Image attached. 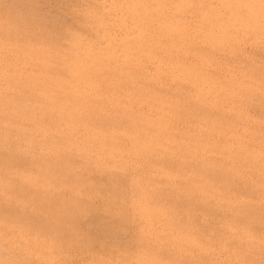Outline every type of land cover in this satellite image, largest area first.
Returning <instances> with one entry per match:
<instances>
[{
  "label": "clouds",
  "instance_id": "9594fccd",
  "mask_svg": "<svg viewBox=\"0 0 264 264\" xmlns=\"http://www.w3.org/2000/svg\"><path fill=\"white\" fill-rule=\"evenodd\" d=\"M163 9L183 10L193 18L161 22L172 39L170 46H160L164 55L152 50L145 53L138 46L121 47L123 41L113 29L124 26L129 12L135 14V25L137 17ZM84 29L95 38H87ZM194 43H219L225 58L247 55V48L264 47V0H182L173 5L96 0L85 6H79L77 0L62 22L59 36L43 46L42 58L9 61L5 57L0 61V92L17 91L27 97L10 111L16 122L0 128V151L10 157L0 162V204H13L37 229L60 230L74 245H80L83 235L75 221L85 202L98 195L91 182H84L85 174L130 173L127 191L109 193V208L119 219V231L127 243L121 257L107 264H173L159 253L178 249L191 255L190 248L207 251L212 241L202 240L198 230L184 232L178 226L176 209H165L143 191L141 178L135 175L142 166L139 162L169 155L181 165L175 170L157 169L164 181L158 185L160 191L181 193L223 213L213 230L216 242H226L242 231L235 218L242 214L245 202L229 194L217 176L226 172L251 179L255 171L264 176V141L259 147L245 146L243 157L231 148L225 155V149L215 143L188 149L187 141L166 134L168 125L151 103L153 86L164 78L172 83L191 78L196 99L215 95L233 108L244 107L249 99L244 93L254 87L245 83L249 78L244 65L237 63V70L216 76L206 65L185 64L181 53L186 58ZM189 158L195 161L191 170L184 168ZM17 159H27L29 165L18 167ZM53 172L60 188L53 189ZM72 176L76 181L69 183ZM63 188H71L72 195L64 198L67 204L62 200L60 211L52 216L45 205ZM0 224V264H53L51 248L40 242L39 232L33 234L2 220ZM245 235L254 239L251 233Z\"/></svg>",
  "mask_w": 264,
  "mask_h": 264
},
{
  "label": "rangeland",
  "instance_id": "374dc122",
  "mask_svg": "<svg viewBox=\"0 0 264 264\" xmlns=\"http://www.w3.org/2000/svg\"><path fill=\"white\" fill-rule=\"evenodd\" d=\"M146 2L150 4L164 2L173 5L181 3L182 0H146ZM95 3L96 0H79V6ZM76 4L77 0H72L71 3L69 0H0V61L5 57L9 61L42 58L43 46L59 36L62 22L67 19L68 13ZM157 12L153 11L148 15L137 17L135 25L132 23V17L135 14L129 12L124 26L113 29L118 40L123 41L121 47L138 46L145 53L152 50L158 55H164L160 46H170L172 39L168 38V28L161 22L166 18H172L173 22L193 19L183 10L163 9ZM197 19L204 22L199 16ZM192 27H195V24H192ZM83 31L87 38H95L90 30ZM187 51L186 58L181 53L185 64L206 65L207 70L216 76L228 74L230 70L235 71L237 70L235 65L242 63L246 76L249 78L245 83L252 84L254 87L244 93L249 99L241 109L233 108L232 103L224 102L215 95L201 96L200 99H196L197 88L193 85L191 78L180 79L175 83H172L169 78H164L161 84L153 86L150 95L154 97L151 103L163 117L162 123L168 125L166 134H170L176 140L187 141L188 149L203 147L206 143H215L218 148L225 149V155L228 154V148L243 157L245 146L259 147L260 142L264 141V47L247 48L245 49L247 55H239L236 58H225L222 54V45L219 43L215 46L210 43H194L188 47ZM147 58V56L144 57L145 60ZM164 58L167 59V56ZM26 98L22 92H0V128H4L6 122H16L10 115V111L14 106L22 104ZM9 159L7 152L0 151V162ZM14 163L18 167L29 165L27 159H17ZM139 163L142 166L136 169L135 175L141 178L143 191L159 200L165 209L169 206L175 208L179 218L178 226H183L184 232L198 230L202 233V240L208 238L212 241L207 251L186 246L190 248L191 255L178 249L171 252L164 249L159 253L160 255L171 260L173 264L177 262L179 264H261L251 258L246 246L253 241L264 242V230L254 228L248 222L252 219L250 215L253 214V200L250 198L249 189L250 187L264 189V182L255 183L247 178L236 177L234 173L221 172L217 176V182L226 191L229 189L227 191L229 194L243 199L245 203L242 214L235 218V224L242 231L226 242H216L217 232L213 230L218 227L223 213L209 205L189 200L181 193L169 194L158 188V185L163 184L164 181L160 179L157 169L163 167L175 170L181 165V161L165 155L163 159L153 157ZM193 167H195V161L191 158L184 162L185 169L191 170ZM129 175L130 173L110 174L96 171L85 174L84 182H91L94 185V192L98 195H95L93 200L85 202L83 213L79 214L75 221L83 235L80 245H74L73 239L61 234L60 230L37 229L13 204H0V220L8 225L15 224L28 228L33 234L39 232L40 242L45 247L51 248L50 256L53 264H61V261L63 264H88L89 261H104V264H107V261H114L121 257V250L127 243L126 238L122 237L119 231V219L109 208V193L127 191ZM50 179L53 189L61 187L60 180L54 172ZM75 181L76 177L72 176L68 182ZM72 192L71 188H63L52 196L51 203L45 205L52 216L60 211L58 206L62 200L65 204L68 203L64 198L71 196ZM0 227L3 225L0 224ZM245 232L251 233L255 239L248 240Z\"/></svg>",
  "mask_w": 264,
  "mask_h": 264
},
{
  "label": "bare ground",
  "instance_id": "6f19581e",
  "mask_svg": "<svg viewBox=\"0 0 264 264\" xmlns=\"http://www.w3.org/2000/svg\"><path fill=\"white\" fill-rule=\"evenodd\" d=\"M153 12V11H152ZM158 11L157 13H159ZM114 14V13H113ZM134 28V27H133ZM139 30V29H137ZM129 31V29H128ZM123 32V31H122ZM125 34V33H124ZM127 35V34H125ZM127 38V37H126ZM129 38V37H128ZM127 38V39H128ZM131 39V38H130ZM134 40V38H132ZM131 39V40H132ZM132 40V41H133ZM136 40V39H135ZM130 42V41H128ZM138 42V40H137ZM131 43V42H130ZM124 47V46H123ZM245 179V178H244ZM249 180V179H248ZM251 181L258 183V182H264V176H261L259 171H255L252 173V177L250 179ZM231 181V180H230ZM242 182V180H240ZM239 181V182H240ZM247 181V180H246ZM244 181V182H246ZM250 183V182H249ZM240 184V183H239ZM243 184V183H242ZM248 184V183H247ZM231 185V184H230ZM241 185V184H240ZM239 185V186H240ZM232 186V185H231ZM248 186V185H246ZM245 186V187H246ZM243 187V186H241ZM230 188V187H229ZM244 188V187H243ZM247 188V187H246ZM232 190V188H230ZM229 190V189H228ZM227 190V191H228ZM244 190V189H243ZM250 198L253 200V208L252 213L250 216L252 219H249L248 222H250L251 226L254 228H260V230H264V189H252L250 187ZM241 192V191H240ZM243 193V192H242ZM245 193V192H244ZM247 194V192H246ZM249 195V194H247ZM246 198V197H245ZM247 205V204H245ZM251 205V204H250ZM249 209V207H247ZM249 212V211H248ZM248 217V216H247ZM246 221V220H245ZM247 222V221H246ZM259 230V229H258ZM255 231V230H254ZM264 232V231H263ZM260 233V232H259ZM261 235V234H260ZM260 237V236H259ZM243 238V236H242ZM246 239V238H245ZM255 239V238H254ZM253 239V240H254ZM247 240V239H246ZM245 240V241H246ZM249 240V239H248ZM240 241V240H239ZM247 251L250 253L251 258H253L255 261L260 262L261 264H264V242H251L247 244Z\"/></svg>",
  "mask_w": 264,
  "mask_h": 264
}]
</instances>
